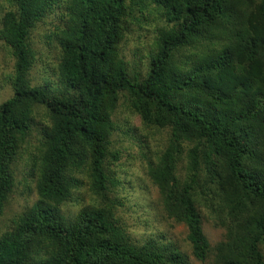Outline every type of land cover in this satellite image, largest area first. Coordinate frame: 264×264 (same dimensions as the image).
Returning <instances> with one entry per match:
<instances>
[{
  "label": "trees",
  "instance_id": "obj_1",
  "mask_svg": "<svg viewBox=\"0 0 264 264\" xmlns=\"http://www.w3.org/2000/svg\"><path fill=\"white\" fill-rule=\"evenodd\" d=\"M1 2L12 65L0 83L12 95L0 102V219L23 156L37 200L0 234V264H192L171 241L135 242L116 218L123 102L148 131L145 152L151 133H166L161 154L146 152L147 177L167 217L186 226L194 259L264 264V0ZM153 15L164 22L155 50L131 64L122 47ZM39 29L60 52L41 84ZM85 185L100 203L66 217L62 206ZM205 220L224 229L221 242Z\"/></svg>",
  "mask_w": 264,
  "mask_h": 264
},
{
  "label": "rangeland",
  "instance_id": "obj_2",
  "mask_svg": "<svg viewBox=\"0 0 264 264\" xmlns=\"http://www.w3.org/2000/svg\"><path fill=\"white\" fill-rule=\"evenodd\" d=\"M149 2V1H148ZM7 3L1 2L0 13L6 8ZM1 17V14H0ZM158 16L153 15L145 25H135L131 29L134 34L130 36L122 47V52L127 61L134 64L133 61L140 62V56L147 52L155 50V33L164 26V22L156 20ZM148 29L149 31H146ZM46 31L44 29L36 30L33 34V45L40 53L39 60L33 70V78L37 84L44 80L55 78L54 68L57 66L60 58L59 46L54 41H47ZM147 62H144V64ZM12 59L8 50H6L0 41V80L11 73ZM144 65L141 68L145 69ZM143 69V70H144ZM0 83V102H4L12 95L11 84ZM117 123L120 128L112 137L113 151L119 153L121 159L120 167L117 168V178L121 185L116 187L115 193L110 197L117 201L115 209L117 220L129 232L131 237L137 243H143L148 240L163 242H173L186 253L192 264H213L212 262L200 263L191 255L190 244L187 239V228L185 225L176 224L170 220L163 209L162 198L157 186H155L147 177L146 170V152L150 158V151L161 154L165 143L166 133H151L147 147L141 145L140 138L148 131H145L140 118L133 114L123 102L119 107L117 114ZM160 134V135H159ZM163 139H162V137ZM144 151V152H143ZM31 152H35L34 149ZM24 155V154H23ZM26 155V154H25ZM145 155V157H144ZM24 159L14 168L18 177L17 188L10 202L6 205L4 215L0 219V234L10 230L17 216L23 213L36 200L37 194L35 185L29 181L28 176L31 161ZM186 164L184 160L182 166ZM28 177V179H26ZM127 181L129 183L127 184ZM30 183L27 188L26 184ZM76 202H67L62 206L63 214L72 219L82 209L97 205L100 200L97 199L87 188V185L75 191ZM204 233L214 245L224 239L225 231L222 228L215 227L213 221L205 220L203 223ZM264 252V251H263Z\"/></svg>",
  "mask_w": 264,
  "mask_h": 264
}]
</instances>
